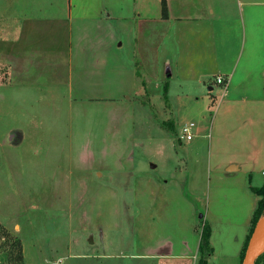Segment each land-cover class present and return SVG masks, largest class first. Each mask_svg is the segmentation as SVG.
<instances>
[{
  "label": "rangeland",
  "instance_id": "rangeland-1",
  "mask_svg": "<svg viewBox=\"0 0 264 264\" xmlns=\"http://www.w3.org/2000/svg\"><path fill=\"white\" fill-rule=\"evenodd\" d=\"M65 1L0 0V264H17L16 240L21 264H157L150 248L192 249L203 224L212 230L207 264H237L252 203L238 211L229 196L206 192L264 185V147L218 144L213 72L202 86L183 80L157 24L117 17L137 15V0H101L102 21L74 19L70 48L56 56L49 21ZM22 26L20 51L38 60L24 78L2 58ZM186 124L196 128L189 143L177 141ZM246 156L250 179L215 166Z\"/></svg>",
  "mask_w": 264,
  "mask_h": 264
},
{
  "label": "crops",
  "instance_id": "crops-1",
  "mask_svg": "<svg viewBox=\"0 0 264 264\" xmlns=\"http://www.w3.org/2000/svg\"><path fill=\"white\" fill-rule=\"evenodd\" d=\"M137 2V15L134 12L125 15L122 12L123 14H117V17L129 21L137 16V23L140 25L157 24L153 32L159 35L161 42L166 40L174 46L175 71L183 80L189 78L197 86H202L204 81L214 74V78L221 76L227 81L225 86L215 84L208 88L210 100L213 105L216 104L215 110L222 117V123L218 126V144L222 140L221 147L224 146L223 141L231 145L230 147H264V0H166V19L162 18L161 0ZM60 4L52 6L54 14L50 16L49 21L53 41L58 49L54 53L58 57L60 49L70 48L74 19L81 24H97L102 21L103 12L106 11L101 0H77L75 5L73 0H66ZM22 27L14 49L5 51L2 58L6 59L14 70L23 67V71L27 72L23 73L24 78L31 77L29 72L33 74V66L38 60L31 57V53L24 54L20 51L19 42L22 41L26 29L25 26ZM148 31L149 29H140L141 34ZM244 53L246 59L239 65ZM56 60L57 57L52 61L54 72L58 70ZM27 66L31 68L27 69ZM64 66L66 68V64ZM64 80L66 81V75ZM215 86L220 89H215ZM235 92H238V95L232 96ZM249 157L246 156L245 160L240 162L239 159L221 161L215 166L222 167L221 171L228 177L243 173L250 179L254 161ZM258 159L264 162V155L258 156ZM256 162L259 161L256 159ZM262 173L264 164L260 168L261 176ZM180 174L182 175V172ZM249 186L250 182L243 187L231 189V192L220 190L219 187L213 190L208 187L206 193L211 197L214 191L217 197L229 196L238 211H247L248 203H252L251 208L254 210L257 199H252ZM210 231L212 235V230ZM196 242L192 249L188 248L182 253L172 252V245L165 249L150 248L147 257L157 260V264H170L175 261L195 264L198 240ZM239 255L240 253L237 254L238 258ZM230 264L235 262L231 260Z\"/></svg>",
  "mask_w": 264,
  "mask_h": 264
},
{
  "label": "trees",
  "instance_id": "trees-1",
  "mask_svg": "<svg viewBox=\"0 0 264 264\" xmlns=\"http://www.w3.org/2000/svg\"><path fill=\"white\" fill-rule=\"evenodd\" d=\"M161 13H162V18L166 19L167 18L166 0H161ZM166 92H167V87L164 88L165 96H166ZM161 128L166 129L168 132L174 134L173 123H168V124L161 123ZM248 189L250 193H252L256 197L257 201L249 222V229L246 238L244 240L242 249L240 251L239 264L242 263L249 239L254 231L257 222L264 217V185H262L257 189L253 188L252 186H249ZM210 235H211L210 228L206 224H203L199 235L198 255L195 264H207L208 259L212 255L213 250L210 245ZM11 249L14 252V260L17 262V264H21L22 251H21L20 241L19 240L14 241L11 244ZM261 263H264V253H262V255H260V257H258V259L255 262V264H261Z\"/></svg>",
  "mask_w": 264,
  "mask_h": 264
},
{
  "label": "water",
  "instance_id": "water-1",
  "mask_svg": "<svg viewBox=\"0 0 264 264\" xmlns=\"http://www.w3.org/2000/svg\"><path fill=\"white\" fill-rule=\"evenodd\" d=\"M263 252H264V217L257 222L254 228V231L249 239L241 264H255L256 260Z\"/></svg>",
  "mask_w": 264,
  "mask_h": 264
},
{
  "label": "built area",
  "instance_id": "built-area-1",
  "mask_svg": "<svg viewBox=\"0 0 264 264\" xmlns=\"http://www.w3.org/2000/svg\"><path fill=\"white\" fill-rule=\"evenodd\" d=\"M214 83L225 86L227 81L223 77L217 76L214 78ZM195 131L196 128L193 124L183 125L179 130L180 138H178L177 141L183 140L185 143L193 141L196 136ZM262 175L264 176V173H262Z\"/></svg>",
  "mask_w": 264,
  "mask_h": 264
},
{
  "label": "bare ground",
  "instance_id": "bare-ground-1",
  "mask_svg": "<svg viewBox=\"0 0 264 264\" xmlns=\"http://www.w3.org/2000/svg\"><path fill=\"white\" fill-rule=\"evenodd\" d=\"M259 232V231H258Z\"/></svg>",
  "mask_w": 264,
  "mask_h": 264
}]
</instances>
